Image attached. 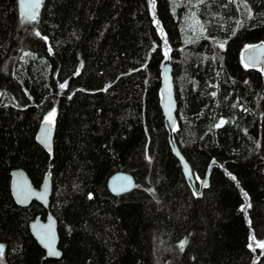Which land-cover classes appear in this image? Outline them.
I'll use <instances>...</instances> for the list:
<instances>
[{"label": "trees", "instance_id": "trees-1", "mask_svg": "<svg viewBox=\"0 0 264 264\" xmlns=\"http://www.w3.org/2000/svg\"><path fill=\"white\" fill-rule=\"evenodd\" d=\"M191 9L203 33L186 40ZM260 41L264 0H43L32 20L0 0V264H264V68L241 60ZM163 61L194 177L219 163L201 196L164 125ZM49 119L51 153L36 140ZM14 168L36 187L50 173L48 210L14 202ZM118 170L136 184L115 196ZM49 211L58 259L29 230Z\"/></svg>", "mask_w": 264, "mask_h": 264}, {"label": "water", "instance_id": "water-1", "mask_svg": "<svg viewBox=\"0 0 264 264\" xmlns=\"http://www.w3.org/2000/svg\"><path fill=\"white\" fill-rule=\"evenodd\" d=\"M43 0H16L17 11L21 17L32 20L38 13ZM242 62L250 68H264V41L256 42L244 47L241 51ZM161 82L159 88L160 107L163 113V121L169 132V142L174 156L178 159L185 180L196 196L202 195V190L208 186L210 174L219 163L212 159L206 169L204 177L196 179L192 168L181 153L174 137L173 131L176 126L177 102L172 78V65L163 61L160 65ZM55 126L49 120H43L36 132L37 142L49 153L52 151ZM10 191L14 202L22 207L35 200L45 209H49L50 195L52 190L51 175L49 172L39 185H32L27 173L22 168H14L10 171ZM136 182L133 175L127 171L118 170L109 175L106 180V188L112 195H121L133 189ZM29 230L38 245L44 250V258L58 259L62 255L59 248L58 223L55 216L49 211L42 219L37 215L29 222ZM0 250H3L0 245Z\"/></svg>", "mask_w": 264, "mask_h": 264}, {"label": "rangeland", "instance_id": "rangeland-1", "mask_svg": "<svg viewBox=\"0 0 264 264\" xmlns=\"http://www.w3.org/2000/svg\"><path fill=\"white\" fill-rule=\"evenodd\" d=\"M181 23L186 40H191L203 33V27L193 9L184 13Z\"/></svg>", "mask_w": 264, "mask_h": 264}, {"label": "snow or ice", "instance_id": "snow-or-ice-1", "mask_svg": "<svg viewBox=\"0 0 264 264\" xmlns=\"http://www.w3.org/2000/svg\"><path fill=\"white\" fill-rule=\"evenodd\" d=\"M61 87L63 88L64 87V85H61ZM52 115H54V113L52 114ZM49 122H51V120L49 119ZM259 247H262V248H264V244H260V245H258ZM183 247V244L181 245V248Z\"/></svg>", "mask_w": 264, "mask_h": 264}, {"label": "flooded vegetation", "instance_id": "flooded-vegetation-1", "mask_svg": "<svg viewBox=\"0 0 264 264\" xmlns=\"http://www.w3.org/2000/svg\"><path fill=\"white\" fill-rule=\"evenodd\" d=\"M35 187H36V186H35ZM37 187H39V186H37ZM33 201H35V200H33ZM31 202H32V201H31ZM31 202H30V203H31ZM36 202H37V201H36ZM39 204H40V203H39ZM27 206H28V205H27ZM46 210H47V209H46ZM46 215H47V214H46ZM46 215H45V217H46ZM45 217H44V218L41 217V218H42V219H45ZM2 251H3V250H2ZM2 251L0 250V252H2Z\"/></svg>", "mask_w": 264, "mask_h": 264}, {"label": "bare ground", "instance_id": "bare-ground-1", "mask_svg": "<svg viewBox=\"0 0 264 264\" xmlns=\"http://www.w3.org/2000/svg\"><path fill=\"white\" fill-rule=\"evenodd\" d=\"M1 245V244H0ZM3 247V246H2Z\"/></svg>", "mask_w": 264, "mask_h": 264}]
</instances>
